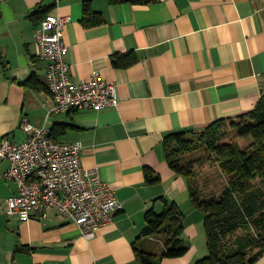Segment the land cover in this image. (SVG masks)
Segmentation results:
<instances>
[{
    "label": "crops",
    "instance_id": "0c3cea01",
    "mask_svg": "<svg viewBox=\"0 0 264 264\" xmlns=\"http://www.w3.org/2000/svg\"><path fill=\"white\" fill-rule=\"evenodd\" d=\"M48 4L0 0V141H24L26 119L47 128L53 141L81 143L82 166L97 170L122 208L86 240L53 209L27 221L5 216V201L18 186L0 178V264H138L135 248L150 247L140 238L145 213L150 208L159 213L162 199L185 215L182 238L188 251L160 264H194L207 253L203 217L186 200L185 178L168 166L163 140L235 119L264 96V0H155L150 5L92 0L104 21L87 28L81 24L80 0L56 1L47 15L70 18L63 34L70 78L78 82L96 73L115 83L119 97L118 107L59 113H51L47 64L37 57L39 23L31 18ZM116 58L135 61L115 67ZM5 168L6 163L0 174ZM162 249L159 244L156 253ZM255 264H264V256Z\"/></svg>",
    "mask_w": 264,
    "mask_h": 264
},
{
    "label": "trees",
    "instance_id": "16d2710c",
    "mask_svg": "<svg viewBox=\"0 0 264 264\" xmlns=\"http://www.w3.org/2000/svg\"><path fill=\"white\" fill-rule=\"evenodd\" d=\"M56 1L70 0H49V4L39 6L31 18L40 23L56 6ZM80 1L81 24L85 28L104 21L102 14L92 9V0ZM154 2L108 0L111 5H150ZM134 61V58L125 62L116 58L113 64L128 67ZM227 126L236 131L237 137L250 138L252 142L244 148L234 141L223 142ZM201 148L206 161H212L226 177L220 193L211 197H203L193 185L195 162L186 160ZM163 150L170 169L185 178L192 206L204 216L208 255L194 264H255L261 259L264 256V96L253 110L235 119L217 120L200 132L185 130L166 135ZM151 174L149 171L145 174L149 183L153 182ZM162 200L163 209L159 213L154 208L145 213L140 238H147L145 242L150 247L147 251L139 246L135 248L138 264H160L163 259L179 258L188 251L182 238V211L175 203ZM156 238L160 240L156 242ZM159 244L163 249L157 254Z\"/></svg>",
    "mask_w": 264,
    "mask_h": 264
},
{
    "label": "built area",
    "instance_id": "2783aa9c",
    "mask_svg": "<svg viewBox=\"0 0 264 264\" xmlns=\"http://www.w3.org/2000/svg\"><path fill=\"white\" fill-rule=\"evenodd\" d=\"M69 22L68 16L48 14L35 30L37 57L47 64L45 84L54 99L51 113L118 107L115 83L101 80L96 73L78 82L70 78L63 40ZM21 128L24 141H0V168L6 163L0 178L18 186V193L5 201V215L27 221L36 212L53 209L91 240L122 208L114 191L96 169L82 166L81 143L53 141L47 128H35L26 119Z\"/></svg>",
    "mask_w": 264,
    "mask_h": 264
},
{
    "label": "rangeland",
    "instance_id": "374dc122",
    "mask_svg": "<svg viewBox=\"0 0 264 264\" xmlns=\"http://www.w3.org/2000/svg\"><path fill=\"white\" fill-rule=\"evenodd\" d=\"M222 141L223 142L234 141L243 148L248 146L252 142L250 138L237 137L236 131L230 128L229 126L225 128V137L223 138ZM203 155H204L203 149L201 148L195 151L194 153L190 154L188 157H186V160H192L195 162L193 164V171L195 175L193 178H191V181H193L192 182L193 185L198 189V191L201 192L203 197H211L214 195H218L220 193V191L226 184V177L220 173L218 167L214 163H212V161H206L207 159L206 155L202 157ZM185 196H186V200H188L189 193H186ZM194 211H196L197 214L201 215L204 218L201 211L199 210H194ZM191 219H193L194 221L196 220L195 216H193V218ZM158 240H160V238L155 239L156 242H158ZM207 255L208 252L204 257H206ZM204 257L202 256V258Z\"/></svg>",
    "mask_w": 264,
    "mask_h": 264
}]
</instances>
